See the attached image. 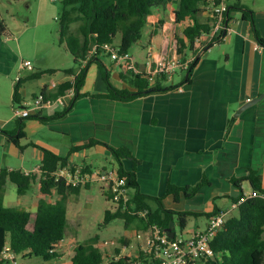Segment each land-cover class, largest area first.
<instances>
[{
  "label": "crops",
  "instance_id": "1",
  "mask_svg": "<svg viewBox=\"0 0 264 264\" xmlns=\"http://www.w3.org/2000/svg\"><path fill=\"white\" fill-rule=\"evenodd\" d=\"M242 1L240 4L251 11L254 26L264 39V0H252L251 6L242 4ZM174 9V6L168 5L166 10L161 9V13L160 9L156 10L152 20H149L152 27L150 42L140 45L136 53L130 50L132 61L140 71L148 70L146 63L149 51H152L154 60L177 55V37L183 30L180 25L175 24ZM242 16L241 12H231L229 19L227 18L226 38L220 43L208 46L212 42L211 37L203 39L205 47H208H203L198 54L200 60L190 82L185 83V73L181 81L165 84L177 87L174 91L152 94L130 102L95 98L93 96L107 95L108 91L101 71L96 64H92L88 68L82 89V94L87 96L77 100L72 110L63 118L51 120L63 113L64 109L50 108L39 114V118H49L48 123H42L38 118L25 120L26 138L20 142L24 147L23 151L0 133V157L11 155L25 161L24 151L32 148L33 156L39 162L38 168L32 172L21 171L39 175L43 157L41 149L68 158L73 167L87 166L89 170L97 168L88 160L89 155L102 153L111 158L106 165L98 167L112 166L111 169L117 170V164L105 146L96 145L72 152V148L96 140L117 149H128L138 163L134 165L132 160H124L125 170L135 169L142 194L152 198L165 196L163 203L166 209L202 213H211L215 209L220 212L231 210L222 207L220 203L229 201L233 207L235 200L253 191L249 182H242L239 189L230 182L231 179H246L255 174L264 190V100L239 112L247 103L264 93V48L259 45L250 21L243 20ZM202 18L208 20L210 17L203 12ZM162 21V27L158 28L157 25ZM11 38L9 29L7 36L0 37V95L8 97L7 102L0 101V128L6 131L17 129L18 119L13 115L17 106L13 103L17 86L22 104H26L42 94L44 89L47 92L55 91L56 89H51L53 84L59 87L74 79L73 75H67L63 71L72 68H75V72L79 71L74 61L71 68H52L55 74L60 72L63 77L59 81H52L50 85L41 84L40 76H36L39 72L29 69L31 64L23 58L19 45L13 46ZM68 54L70 55L69 52ZM192 55L190 52L186 53L185 59ZM71 58L73 59L72 56ZM25 62L30 66L24 67ZM108 64L112 85L118 89L135 91L128 80L123 79L125 71L111 60ZM18 76L20 81L16 84L14 81ZM28 81L31 90L26 86ZM179 87L183 89L182 92L178 90ZM32 144L36 147L31 146ZM81 155L83 159L75 162ZM1 165L0 170H13ZM202 181L204 184L189 199L180 196L175 201L174 196L166 195L169 184L176 187H196ZM10 184L13 183L8 181L5 186L4 205L9 208L18 205L17 207L32 213L26 206H21L27 199L30 201L27 193L23 200L17 201L8 195ZM245 185L249 187L247 192L244 191ZM91 187L93 186L84 189ZM100 188L104 190L102 186ZM71 197L75 195L68 198V221ZM40 199L38 184L32 207L34 213ZM47 199L54 202L58 196ZM148 203L152 209L156 208L153 201ZM202 218L205 220L202 228L196 227L189 231L184 229L181 234L190 236L206 229L209 218L199 216L190 219ZM133 253L135 256L137 250Z\"/></svg>",
  "mask_w": 264,
  "mask_h": 264
},
{
  "label": "trees",
  "instance_id": "2",
  "mask_svg": "<svg viewBox=\"0 0 264 264\" xmlns=\"http://www.w3.org/2000/svg\"><path fill=\"white\" fill-rule=\"evenodd\" d=\"M240 1L237 0L233 7H228L226 18L229 19L232 11L241 12L243 20L250 21L259 45L264 48V39L260 37L254 26L250 15L251 11L242 6ZM206 4L207 0H63L62 12L58 18L60 23L59 43L73 57L74 65L79 71L75 72V68L64 71L65 74L74 76L73 85L68 82L53 92H47V89L43 90L44 96L56 99L72 86L75 89L76 94L71 105L51 120L63 118L72 110L77 100L87 96L82 94V89L88 68L92 64H96L101 71L108 91L107 95L93 96L95 98L103 97L111 101L130 102L140 97L174 91L177 87L166 86V81L162 78L151 83L147 79V75L134 72H125L123 79L128 80L135 91L114 87L110 82V66L108 64L111 54L105 49L106 45H117L120 54H129L131 48L141 40L142 32L150 24L149 20L155 10H166L168 5L175 7L173 11L175 24H186L182 35L177 37V55L184 57L186 53L190 52L194 56L186 73L185 83H189L200 60L198 54L201 50L195 49V41L197 38L210 35L212 31V19L203 20L202 18L204 12L202 8ZM162 25L163 21L157 27L160 28ZM7 35V26L0 22V37ZM222 36L223 32L214 38L208 46L220 43ZM53 72L43 71L36 76ZM13 103L22 104L19 86L15 88ZM33 118H38L42 123L50 121L49 118H39V116L18 119L15 131H6L0 128V133L23 151L24 147L20 145V142L26 138L24 121ZM96 145L105 146L109 150L117 164L119 176L127 179V186L133 193L131 202L126 206L119 204L105 212V225L113 220L123 219L127 228L136 224L140 230L147 231L154 225L162 230H167L170 228L171 222H174L176 226L178 225L181 230H184L192 217L210 218L220 213L218 209L211 213L168 210L163 203L165 196L152 198L142 194L136 180L135 169L126 171L124 168V160H132L134 165L138 163L126 148L117 149L91 140L86 145L72 148V152ZM31 146L36 147L34 144ZM41 150L43 157L39 175L27 174L21 170H0V255L5 248H8L9 253L15 255V264L18 262L19 264H61L62 257L58 246L64 241L68 227V198L70 195H79L82 189L81 185L73 187L55 175L60 168L71 166L68 158L59 157L46 149ZM82 169L85 173L91 171L87 166H82ZM8 181L17 187L19 195L26 194L31 185L38 182L41 199L38 202L32 228H29L31 213L4 205L5 186ZM244 181L250 183L252 192H258L262 196L248 199L239 206L236 216L228 218L211 244L218 257L203 260L197 264H264V190L261 189L259 178L255 174H251L246 179L230 180L239 189ZM203 184V181L196 187H176L169 184L166 195L174 196L175 201H178L180 196L189 199ZM54 193L57 194L58 199L54 202L48 201L47 198L53 196ZM105 195L111 202L110 192L106 191ZM150 200L155 203V209L149 205L148 201ZM144 211H148L145 217L139 214ZM173 232H175V227ZM98 241V237H95L88 242L78 244L74 248L70 264H104L109 257L101 251ZM115 252L116 255L120 254L118 249ZM138 260L144 264L149 263L145 253H142ZM128 261L127 257H123L119 263ZM6 263L12 262L0 260V264Z\"/></svg>",
  "mask_w": 264,
  "mask_h": 264
},
{
  "label": "rangeland",
  "instance_id": "3",
  "mask_svg": "<svg viewBox=\"0 0 264 264\" xmlns=\"http://www.w3.org/2000/svg\"><path fill=\"white\" fill-rule=\"evenodd\" d=\"M62 1L59 0L56 3H52L50 0H0V22H3L8 27L12 35L11 43L13 46L19 45L23 52V58L31 64V68H29L31 70L36 72H43L45 70L53 72L51 70L52 68L64 70L73 67V59L68 54L66 48L59 43L60 23L58 18L63 8ZM258 1L262 2L263 0ZM251 2L252 0H243L242 4L251 6ZM228 3L230 7H233L237 3V0H229ZM151 31V25L144 28L141 40L131 48L132 53L138 52L140 45L150 42ZM179 33L180 37L182 32ZM183 74L178 71L177 75L171 81L167 82V84L181 81ZM62 77L60 72L57 74L55 72L43 74L40 76L39 83L50 85L52 81H59ZM29 84V81L26 82V86H29ZM29 89L31 90L30 86ZM7 100L8 97L6 95H0L1 102H7ZM53 109H60V107L56 105ZM110 158L102 153H94L89 155L88 160L97 166V168L92 170H110L112 166L98 167L106 165ZM24 159L25 161L21 160L20 157L17 158L8 155L5 158L0 157V165L3 164L1 165L3 168L23 170L24 172H32L38 168L39 162L33 156L32 148H27V151H24ZM82 159L83 155L77 158L75 162H80ZM113 166L116 167V164H113ZM87 185L93 187L84 189ZM100 186L103 187L104 192ZM37 187L38 182L31 185L26 194L29 196L30 201L27 199V202L21 205L26 206L27 209L32 211L29 228H32L35 218L32 207L34 206ZM81 188H83L81 193L70 199V214L66 236L58 249L62 257L61 264H70L74 248L78 244L88 242L95 237L99 239V248L108 257L114 255L117 249L122 255H131L133 257L134 250H142L144 248V236L146 232L137 228L136 224L127 228L123 219H116L109 224H104L105 212L113 209L114 205L107 200L102 182H87ZM244 191H249L248 185L244 186ZM8 195L14 201L24 199V195L18 194L17 187L14 184L9 185ZM56 197L57 194L54 193L53 199ZM220 205L226 209H232V203L229 201H223ZM17 206L13 205V208L21 209ZM186 208L188 209V207ZM237 214L238 210L234 209L231 211V217ZM204 224V218L200 220L190 219L186 231L195 229L196 227L202 228ZM175 232L180 234L181 229L176 226Z\"/></svg>",
  "mask_w": 264,
  "mask_h": 264
},
{
  "label": "built area",
  "instance_id": "4",
  "mask_svg": "<svg viewBox=\"0 0 264 264\" xmlns=\"http://www.w3.org/2000/svg\"><path fill=\"white\" fill-rule=\"evenodd\" d=\"M56 3L59 0H50ZM229 3L228 0H207V4L202 8L203 11L212 19V31L210 35L197 38L195 41V49L202 50L205 37H211V40L218 37L222 32L223 36L221 41L225 40V33L228 31L227 18ZM186 24H181L184 29ZM105 49L111 54V60L116 66L121 67L125 72H134L136 74H145L147 79L153 83L158 78H162L167 82L171 81L178 73H187L194 56L189 59L180 57L178 55L171 58H161L158 60L153 59L152 51H149L147 56V71H140L137 69L136 64L132 61L130 54H120L117 45H106ZM24 67L30 66L28 62L23 64ZM74 80V79H73ZM73 80L69 83L73 85ZM20 77H16L14 83H18ZM58 86L53 84L51 89L55 90ZM180 92L183 91L181 87L178 88ZM75 89L72 86L62 96L56 99L48 98L43 94L38 95L26 104L17 105L14 108V116L17 119H27L30 117H37L44 109H50L58 105L61 109L68 108L74 97ZM58 178L67 181L73 187L83 185L87 182H102L105 192L108 191L112 195L111 203L114 207L119 204L126 206L132 200V191L127 186V179L120 177L117 170L114 169H97L90 172H84L82 167L65 166L58 170L55 174ZM262 196L258 192H251L243 195L229 211H222L208 219V225L203 231H198L190 236H184L181 233L174 232V237L171 238L165 230H162L157 225L152 226L149 230L145 231L144 248L137 249L135 256L112 255L105 261L104 264H120L119 261L123 257L129 259L128 262L122 264H144L138 258L142 253L147 255L148 264H197L203 260H208L213 257H218V254L213 250L211 244L216 235L222 230L228 218L231 217L232 210H238L239 206L248 199L253 197ZM148 211L139 213L145 217ZM138 236V235H137ZM61 244H59L60 246ZM58 246V248H59ZM15 255L9 253V249L5 250L0 255V260L12 262L15 264ZM135 259V260H134Z\"/></svg>",
  "mask_w": 264,
  "mask_h": 264
},
{
  "label": "water",
  "instance_id": "5",
  "mask_svg": "<svg viewBox=\"0 0 264 264\" xmlns=\"http://www.w3.org/2000/svg\"><path fill=\"white\" fill-rule=\"evenodd\" d=\"M264 100V93L262 95H260L258 98L250 101L249 103H247L239 112H242L244 109L248 108V107H251L261 101ZM175 227V223L174 222H171V226L170 228H168L166 231V233L171 237L173 238L174 237V232H173V229Z\"/></svg>",
  "mask_w": 264,
  "mask_h": 264
}]
</instances>
